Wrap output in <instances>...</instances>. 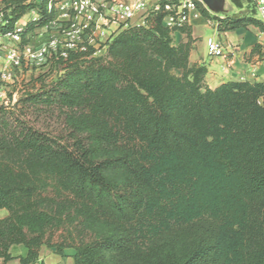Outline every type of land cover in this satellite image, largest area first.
Wrapping results in <instances>:
<instances>
[{
  "label": "trees",
  "instance_id": "1",
  "mask_svg": "<svg viewBox=\"0 0 264 264\" xmlns=\"http://www.w3.org/2000/svg\"><path fill=\"white\" fill-rule=\"evenodd\" d=\"M50 1L0 0V34L36 11L26 44L56 19ZM230 2L246 10L196 8L219 34L264 33L255 0ZM166 3L122 25L105 55L55 56L54 81L20 101L61 113L66 138L0 106V264L19 245L21 264H44L43 248L74 250V264H264V83L209 88L191 27L180 44L165 27Z\"/></svg>",
  "mask_w": 264,
  "mask_h": 264
},
{
  "label": "built area",
  "instance_id": "2",
  "mask_svg": "<svg viewBox=\"0 0 264 264\" xmlns=\"http://www.w3.org/2000/svg\"><path fill=\"white\" fill-rule=\"evenodd\" d=\"M162 1L51 0L48 10H55L57 17L42 29L57 26L59 37L38 47L23 44V34L28 24L38 21L39 15L33 11L28 14L30 19L27 21H24L27 17L24 16L12 31L0 34V54H5V62L0 69V103L7 102V91L15 81L17 71L24 65L45 63L57 55L67 58L69 51H85L87 46L97 49V46L105 45L122 25H131L138 17V24H142L150 13L160 11ZM166 1L168 3L163 5L167 11L164 25L176 31L189 25V14L197 9L196 1L207 8L200 0H179L178 3ZM255 1L257 16L264 22V0ZM6 24L0 12V27ZM207 48L209 55L219 57L224 54L222 46L214 39H208Z\"/></svg>",
  "mask_w": 264,
  "mask_h": 264
},
{
  "label": "crops",
  "instance_id": "3",
  "mask_svg": "<svg viewBox=\"0 0 264 264\" xmlns=\"http://www.w3.org/2000/svg\"><path fill=\"white\" fill-rule=\"evenodd\" d=\"M245 10H238L230 0H225L223 11L226 13L237 14L243 13ZM210 23L197 9L192 10L189 14V26L195 40L190 62L191 64L205 63L207 65L208 73L205 79L207 86L215 89L219 85L230 81L264 83V33L254 27L239 29L234 32L218 33V42L222 46L224 54L216 57L209 55L207 42H204L201 36V29ZM173 38L175 44L187 41L186 34L180 31L174 32ZM256 45H261V48L253 52ZM27 253L28 250L23 245L13 247L11 254L15 259L7 264H21L18 257H26ZM74 253V250L67 249L63 257L47 248H43L40 259L44 264H74L72 258Z\"/></svg>",
  "mask_w": 264,
  "mask_h": 264
},
{
  "label": "rangeland",
  "instance_id": "4",
  "mask_svg": "<svg viewBox=\"0 0 264 264\" xmlns=\"http://www.w3.org/2000/svg\"><path fill=\"white\" fill-rule=\"evenodd\" d=\"M133 2L135 0H123ZM2 5H0L1 9ZM33 12V11H32ZM29 12L28 14L32 13ZM215 14L223 13L224 11H211ZM26 14L24 21L30 19V15ZM140 17L132 22L131 25L138 24ZM117 29L115 33L118 31ZM114 34V33H113ZM201 36L204 42L208 39L219 40L218 32L216 31L213 22L201 29ZM59 37V29L57 26H52L48 29H37L28 33L26 37V44L33 47H38L42 44H47L52 38ZM103 45L97 46V56L105 55L106 48ZM5 62V54H0V69ZM209 66V60H208ZM57 76L56 69L52 68V60H48L45 63L33 64L31 66L24 65L16 73L15 81L10 85L7 91V102L0 103L9 111L15 113V116L28 122L30 126L34 127L38 131L57 139H64L67 135V130L64 123V116L56 110H49L42 107H24L22 99H25L28 93H33L34 88H39L42 84L48 85ZM8 215L7 210H0V219Z\"/></svg>",
  "mask_w": 264,
  "mask_h": 264
},
{
  "label": "water",
  "instance_id": "5",
  "mask_svg": "<svg viewBox=\"0 0 264 264\" xmlns=\"http://www.w3.org/2000/svg\"><path fill=\"white\" fill-rule=\"evenodd\" d=\"M200 1H202L210 11H217V9L219 11L221 10L223 11L225 6V0H200Z\"/></svg>",
  "mask_w": 264,
  "mask_h": 264
}]
</instances>
